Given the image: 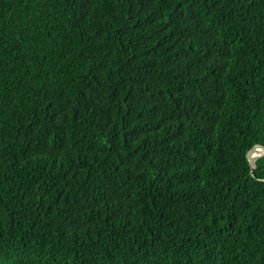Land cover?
I'll list each match as a JSON object with an SVG mask.
<instances>
[{"label": "trees", "instance_id": "trees-1", "mask_svg": "<svg viewBox=\"0 0 264 264\" xmlns=\"http://www.w3.org/2000/svg\"><path fill=\"white\" fill-rule=\"evenodd\" d=\"M264 0H0L5 264H264Z\"/></svg>", "mask_w": 264, "mask_h": 264}, {"label": "water", "instance_id": "water-1", "mask_svg": "<svg viewBox=\"0 0 264 264\" xmlns=\"http://www.w3.org/2000/svg\"><path fill=\"white\" fill-rule=\"evenodd\" d=\"M264 150V145L262 144H255L251 149H249L247 151V158H248V161L252 167V171L253 169L256 167V160L257 158H259L260 156H263L264 153H262Z\"/></svg>", "mask_w": 264, "mask_h": 264}, {"label": "snow or ice", "instance_id": "snow-or-ice-1", "mask_svg": "<svg viewBox=\"0 0 264 264\" xmlns=\"http://www.w3.org/2000/svg\"><path fill=\"white\" fill-rule=\"evenodd\" d=\"M7 257L5 256L4 252L0 250V264H5Z\"/></svg>", "mask_w": 264, "mask_h": 264}, {"label": "bare ground", "instance_id": "bare-ground-1", "mask_svg": "<svg viewBox=\"0 0 264 264\" xmlns=\"http://www.w3.org/2000/svg\"><path fill=\"white\" fill-rule=\"evenodd\" d=\"M263 152L262 153H264V150H262Z\"/></svg>", "mask_w": 264, "mask_h": 264}]
</instances>
